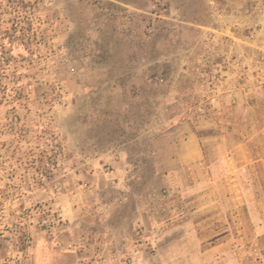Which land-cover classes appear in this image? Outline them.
I'll list each match as a JSON object with an SVG mask.
<instances>
[{"label": "rangeland", "instance_id": "374dc122", "mask_svg": "<svg viewBox=\"0 0 264 264\" xmlns=\"http://www.w3.org/2000/svg\"><path fill=\"white\" fill-rule=\"evenodd\" d=\"M0 28V264H264V0H0Z\"/></svg>", "mask_w": 264, "mask_h": 264}, {"label": "crops", "instance_id": "0c3cea01", "mask_svg": "<svg viewBox=\"0 0 264 264\" xmlns=\"http://www.w3.org/2000/svg\"><path fill=\"white\" fill-rule=\"evenodd\" d=\"M201 153L198 151H194V153L190 156H188V161H197L200 159L201 157ZM204 203H207V201H204ZM212 208L211 205L209 204H205L202 206V208L200 209L202 212H204V216L202 217L201 221L202 223H207L208 221H210L211 219V213L209 212V210Z\"/></svg>", "mask_w": 264, "mask_h": 264}, {"label": "trees", "instance_id": "16d2710c", "mask_svg": "<svg viewBox=\"0 0 264 264\" xmlns=\"http://www.w3.org/2000/svg\"><path fill=\"white\" fill-rule=\"evenodd\" d=\"M1 29V28H0ZM1 31V30H0ZM1 33V32H0ZM2 60H0V77H1V74H2V70H3V67H2Z\"/></svg>", "mask_w": 264, "mask_h": 264}]
</instances>
